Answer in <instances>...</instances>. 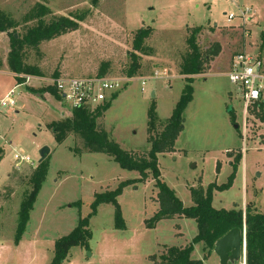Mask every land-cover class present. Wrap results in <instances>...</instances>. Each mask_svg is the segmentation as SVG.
<instances>
[{
  "label": "rangeland",
  "instance_id": "rangeland-1",
  "mask_svg": "<svg viewBox=\"0 0 264 264\" xmlns=\"http://www.w3.org/2000/svg\"><path fill=\"white\" fill-rule=\"evenodd\" d=\"M42 6L49 13L36 18ZM244 10L249 11L245 17ZM0 12L16 25L17 37L38 20L49 24L61 17H82L75 31L23 49V64L42 75L26 76L23 85L17 86L10 74L9 38L0 34V102L11 90L15 101L13 108L0 107V264H50L55 241L90 214L95 194L138 178L137 172L122 170L104 154L85 152L78 136L56 145L46 125L71 117L72 109L50 95L49 81L100 74L122 81L115 100L86 109L92 112L110 102L98 128L124 151L146 153L147 109L154 103L162 123L170 117L185 85L178 68L187 52V29L198 26L204 27L197 36L201 52L215 44L220 50L193 80V99L184 110L175 152L157 156L161 179L190 207L189 188L225 184L232 173L230 162L241 155L232 186L213 193L212 207L228 211L248 206L264 214V123L257 116L264 93L259 103L244 109L241 92L227 76L240 53L258 58L264 75V0H99L95 7L92 0H0ZM229 15L234 18L228 20ZM146 26L154 30L147 40L152 55L140 57V71L126 82L131 34ZM44 147L50 150L47 176L15 246L19 205L32 190L29 179ZM17 153L30 162L16 167ZM156 194L150 177L122 192L117 201L124 230L114 229L113 206L101 205L89 221L88 249H71L63 264H160L165 247H186L197 233L193 220L175 218L150 230L144 227L158 209ZM77 202L80 208L71 207ZM202 248L194 244L191 259L207 254L203 264H218L214 253Z\"/></svg>",
  "mask_w": 264,
  "mask_h": 264
},
{
  "label": "trees",
  "instance_id": "trees-1",
  "mask_svg": "<svg viewBox=\"0 0 264 264\" xmlns=\"http://www.w3.org/2000/svg\"><path fill=\"white\" fill-rule=\"evenodd\" d=\"M98 1L92 0V6H97ZM46 13H49L47 9L43 6L38 7L36 18L44 17ZM81 20V16L61 17L49 24L38 20L36 26L28 28L22 36L18 35L17 38H14L16 25L0 12V34H6L10 43V51L7 56L8 69L14 75L17 86L25 83L26 76L42 77L38 69L29 68L23 64V49L36 48L42 42L75 31ZM203 28V26H198L187 29V52L182 57V62L178 68V75L184 78L185 85L170 117L162 123L158 120L154 103L147 109L146 140L149 147L148 152L124 151L117 143L109 140L103 129L98 128L97 120L110 108V102L96 107L92 112L86 108L72 109L71 117L46 125L57 146L61 145L70 135L78 136L83 142L85 152L104 154L119 165L122 170L135 171L138 174L136 179L120 182L113 191L94 195V200L90 205V214L85 218H79L77 226L67 236L55 241L53 258L50 264H63L73 248L88 249V242L92 237L89 230V221L97 214V210L101 205L109 204L113 206L114 229L124 230V220L121 218L117 198L126 188L143 184L149 177L154 182V187L157 190L156 202L158 203V209L149 220L144 221L145 228L150 230L155 228L161 221L175 218L193 220L197 228L196 236L186 247H165L167 255L161 256L160 264H203L207 254L202 260L191 259L193 245L201 244L203 246L202 250L210 253L214 244L232 229H237L243 234L244 264H264V214L254 211L248 206L244 210L238 208L228 211L224 209L216 210L212 207L213 193L226 191L232 186L233 178L242 158L241 155H237L230 162L232 173L225 184L220 186L210 184L205 189L201 186L189 188V196L192 200V206L190 207H184L182 202L177 199L175 192L161 179L157 156L175 152L174 143L184 129V110L193 99V80L204 73L209 62L216 58L220 50L219 44H215L210 50L204 53L201 52L197 36ZM153 32L152 27L146 26L131 34L132 51L128 52L127 55L130 64L124 71V77L128 80L134 78L140 71V57L152 55L147 40ZM98 76L102 77L101 74ZM50 95L56 100L60 99L53 88H50ZM117 97L118 95L113 94L111 102ZM257 109V116L264 123V102H260ZM46 160L38 164L31 174L29 182L32 190L23 196L19 205L13 238L15 246L19 244L25 232L29 214L46 179L48 171ZM71 207L80 208V203H73Z\"/></svg>",
  "mask_w": 264,
  "mask_h": 264
},
{
  "label": "built area",
  "instance_id": "built-area-1",
  "mask_svg": "<svg viewBox=\"0 0 264 264\" xmlns=\"http://www.w3.org/2000/svg\"><path fill=\"white\" fill-rule=\"evenodd\" d=\"M248 12V10L242 11L241 16L245 17ZM233 18L232 15L227 17L228 20ZM227 74L230 84L236 86L241 92L244 109L253 106L262 99L264 75L260 70L258 58L242 53L236 54ZM156 76L158 77L160 74H156ZM129 80H126V82ZM49 82L59 98L66 101L71 109L86 108L105 103L122 88V81L99 76L59 78ZM142 86H144V83H142ZM13 95L14 90L9 91L1 100L0 107L13 108L15 106ZM13 160L16 167L21 163L28 164L30 162L29 158L21 153L15 154Z\"/></svg>",
  "mask_w": 264,
  "mask_h": 264
},
{
  "label": "water",
  "instance_id": "water-1",
  "mask_svg": "<svg viewBox=\"0 0 264 264\" xmlns=\"http://www.w3.org/2000/svg\"><path fill=\"white\" fill-rule=\"evenodd\" d=\"M14 38H17V36L14 35ZM49 153L50 150L47 147L42 148L39 151L38 164L45 161ZM242 237L243 234L240 231L232 229L214 244L212 252L217 257L218 264H237L240 262L244 253Z\"/></svg>",
  "mask_w": 264,
  "mask_h": 264
},
{
  "label": "crops",
  "instance_id": "crops-1",
  "mask_svg": "<svg viewBox=\"0 0 264 264\" xmlns=\"http://www.w3.org/2000/svg\"><path fill=\"white\" fill-rule=\"evenodd\" d=\"M13 77H14V75L12 74V73H10ZM151 94H153V93H151ZM36 97H38V96H36ZM176 142V141H175ZM172 220V219H171ZM145 227V226H144ZM156 227V226H155ZM181 248V247H180ZM216 257V256H215ZM210 258H211V256H210ZM216 259H217V257H216ZM241 260H243V262H244V258L242 257L241 258ZM217 261H218V259H217ZM152 264H153V262H152Z\"/></svg>",
  "mask_w": 264,
  "mask_h": 264
}]
</instances>
